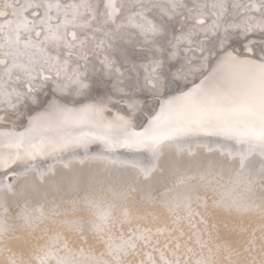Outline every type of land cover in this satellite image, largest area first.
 I'll return each mask as SVG.
<instances>
[{
  "label": "snow or ice",
  "instance_id": "obj_1",
  "mask_svg": "<svg viewBox=\"0 0 264 264\" xmlns=\"http://www.w3.org/2000/svg\"><path fill=\"white\" fill-rule=\"evenodd\" d=\"M0 264H264V0H0Z\"/></svg>",
  "mask_w": 264,
  "mask_h": 264
}]
</instances>
